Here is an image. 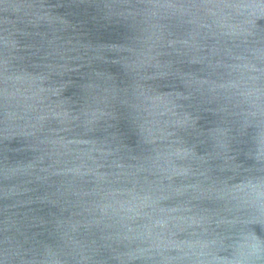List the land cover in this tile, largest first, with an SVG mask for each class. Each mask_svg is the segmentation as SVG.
I'll list each match as a JSON object with an SVG mask.
<instances>
[{
    "label": "water",
    "instance_id": "obj_1",
    "mask_svg": "<svg viewBox=\"0 0 264 264\" xmlns=\"http://www.w3.org/2000/svg\"><path fill=\"white\" fill-rule=\"evenodd\" d=\"M0 264H264V0H0Z\"/></svg>",
    "mask_w": 264,
    "mask_h": 264
}]
</instances>
